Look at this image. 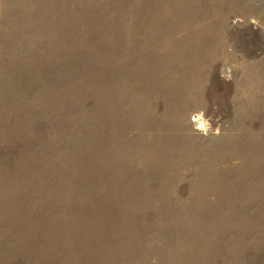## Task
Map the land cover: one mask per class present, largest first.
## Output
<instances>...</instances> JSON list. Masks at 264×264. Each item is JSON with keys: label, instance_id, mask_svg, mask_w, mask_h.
I'll list each match as a JSON object with an SVG mask.
<instances>
[{"label": "rangeland", "instance_id": "374dc122", "mask_svg": "<svg viewBox=\"0 0 264 264\" xmlns=\"http://www.w3.org/2000/svg\"><path fill=\"white\" fill-rule=\"evenodd\" d=\"M0 264H264V0H0Z\"/></svg>", "mask_w": 264, "mask_h": 264}]
</instances>
